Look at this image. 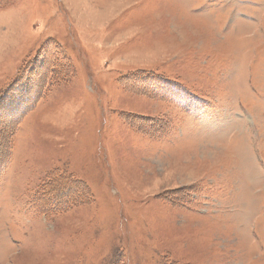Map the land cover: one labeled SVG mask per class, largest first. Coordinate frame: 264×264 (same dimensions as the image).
<instances>
[{"label":"rangeland","instance_id":"rangeland-1","mask_svg":"<svg viewBox=\"0 0 264 264\" xmlns=\"http://www.w3.org/2000/svg\"><path fill=\"white\" fill-rule=\"evenodd\" d=\"M0 264H264V0H0Z\"/></svg>","mask_w":264,"mask_h":264},{"label":"bare ground","instance_id":"bare-ground-1","mask_svg":"<svg viewBox=\"0 0 264 264\" xmlns=\"http://www.w3.org/2000/svg\"><path fill=\"white\" fill-rule=\"evenodd\" d=\"M123 1V0H122ZM124 3V2H123ZM127 3V2H126ZM124 5V4H123ZM162 87V86H161ZM172 91V90H171ZM166 92V91H165ZM179 93V92H178Z\"/></svg>","mask_w":264,"mask_h":264}]
</instances>
